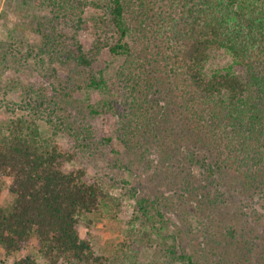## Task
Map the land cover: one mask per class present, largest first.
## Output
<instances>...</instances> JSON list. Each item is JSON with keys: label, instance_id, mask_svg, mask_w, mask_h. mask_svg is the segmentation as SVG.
Wrapping results in <instances>:
<instances>
[{"label": "trees", "instance_id": "1", "mask_svg": "<svg viewBox=\"0 0 264 264\" xmlns=\"http://www.w3.org/2000/svg\"><path fill=\"white\" fill-rule=\"evenodd\" d=\"M18 1L46 7L36 26L43 41L37 51L84 72L88 87L101 96L102 110L92 111L118 118V139L140 149L142 163L157 149V174L181 196L183 222L189 228L195 221L207 238L204 251H191L185 231L176 227L172 244L160 242L153 237L165 221L160 200L137 198L131 231L145 234L138 241L157 240L148 264H248L253 244L238 256L228 246L246 228L254 232L247 242L255 244L264 219V0ZM90 7L97 13L88 20ZM79 31L91 36L88 48ZM14 49L0 46V67H9ZM105 50L123 59L111 76L94 67ZM217 50L228 51L232 63L207 72ZM50 84L52 94L28 89L7 107L15 115L0 123V181L8 179L14 195L9 208L0 205V245L9 253L23 251L35 237L46 264H139V255L98 254L80 235V216L112 198L105 181L88 176L86 168H68L95 141L88 126L77 132L60 114L56 98L67 88L59 93ZM41 119L51 136L43 134ZM61 131L73 146L56 140ZM14 264L37 261L27 256Z\"/></svg>", "mask_w": 264, "mask_h": 264}, {"label": "rangeland", "instance_id": "2", "mask_svg": "<svg viewBox=\"0 0 264 264\" xmlns=\"http://www.w3.org/2000/svg\"><path fill=\"white\" fill-rule=\"evenodd\" d=\"M47 13L46 7L40 6L39 3L32 7H25L18 0H0V46L13 44L14 50L18 51L16 57L11 56L10 53L9 67H0V101L2 103L0 123L8 121L15 115L12 111H8L7 107H15V103L26 96L28 89L35 87L46 95L48 92L49 94L53 92L50 82H54L59 93H65L66 87V95L60 93L56 98L58 107L61 108L60 114L69 118L68 122L72 123L77 132L88 126L91 129L92 139L95 141L90 151H87L85 155L79 154L75 161L68 164V168H86L88 176L105 181L112 198L109 203L103 202L94 212L80 216L78 227L81 237L89 239L98 254L118 258H126L127 254H132V258L139 255L138 263L148 264L152 261L153 253L158 249L157 240L138 241L140 237L143 239L145 234L142 231L135 232L133 229L131 231L130 223L137 214L135 208L137 198L145 196L160 200L159 207L165 214V221L157 223V232L153 233L154 238H159L158 240L162 243L167 241L168 245L172 244L176 227H180L182 231H185L183 238L190 250L204 251L206 236L195 228V221L192 227H189L191 229L187 227L189 223L183 222L178 210L181 196L170 190L171 185L168 184L170 179H165L163 173L157 174L161 164V161L156 159L159 158L157 149H152L154 151L152 154L147 152L142 163L137 155L140 149L124 147L118 139V118L112 113L98 114L92 111V108L102 110L101 96L88 87L84 72L70 62H60L57 55L52 57L37 51L39 47H43V41L36 26ZM96 13V9L90 7L84 16L91 20ZM67 31L70 35L73 34L71 30L67 29ZM77 37L85 48L90 46L91 36L88 32L79 31ZM32 51L34 58L28 59V52ZM34 52L42 55L35 57ZM122 61L121 57L114 56L105 50L94 63V67L96 70H104L108 76H111ZM231 63L232 56L228 51L217 50L212 52L206 71L211 72L214 69L227 67ZM19 113L21 112L17 110L16 114ZM39 124L43 134L51 136L52 131L45 119H41ZM108 138L110 141H106ZM56 140L66 148L72 145L63 131L56 135ZM152 160L156 161L152 162ZM173 178L171 177L172 180ZM135 192L136 197H134ZM167 198L171 200L167 201ZM13 201L14 195L10 191V181L3 178L0 181V205L9 208ZM136 228H141L140 222H137ZM257 230L255 233L260 237L256 239L255 244L254 241L247 242L254 232H249L246 228L244 231L238 230L240 233L236 241L228 246L229 251L238 256L241 251L246 252L248 244L249 246L253 244V251L247 255L248 258L250 257L248 264H252L253 261H256L255 264H264V219L258 223ZM220 231L228 232L231 236L225 229ZM241 233L244 234V238H241ZM27 256L35 259L37 264H46L35 237L23 251L9 253L0 245V264H14L16 260ZM60 264L70 263L62 261Z\"/></svg>", "mask_w": 264, "mask_h": 264}]
</instances>
